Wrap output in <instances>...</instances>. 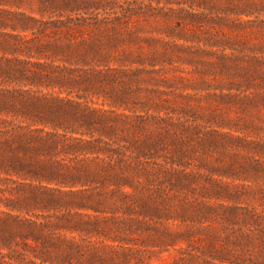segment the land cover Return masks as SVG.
Here are the masks:
<instances>
[{"label":"trees","instance_id":"16d2710c","mask_svg":"<svg viewBox=\"0 0 264 264\" xmlns=\"http://www.w3.org/2000/svg\"><path fill=\"white\" fill-rule=\"evenodd\" d=\"M40 2L42 11L79 13L43 21L0 7V28L33 32L26 39L0 31V173L21 179L0 178V264H143V249L187 250L180 244L189 245L196 224L205 234L195 264L206 254L225 264L232 252L257 262L244 251L264 252V196L250 200L247 192L240 203L241 192L186 172L177 155L188 143L184 122L125 110L131 100L160 110L180 85L222 90L264 81L252 58L256 47L264 55V33L252 44L240 34L242 15L264 11V3ZM40 84L59 93L39 94L32 86ZM90 91L123 110L105 115L111 111L84 100Z\"/></svg>","mask_w":264,"mask_h":264},{"label":"rangeland","instance_id":"374dc122","mask_svg":"<svg viewBox=\"0 0 264 264\" xmlns=\"http://www.w3.org/2000/svg\"><path fill=\"white\" fill-rule=\"evenodd\" d=\"M124 1L120 0V5ZM127 1L133 5L136 2H148L149 0ZM253 1L264 3V0ZM8 3L10 4H0V7H7L12 11L25 12L43 21H51L57 18L66 19L68 16H77L79 13L65 11L63 14H59L54 10L42 11L40 9V0H20L18 6L14 0H10ZM95 14L93 12L89 15ZM0 15L3 14L0 12ZM80 15L85 14L81 12ZM242 17L248 20L241 24L240 34L250 37L251 44L261 41V33H264V11L254 13L251 16L243 14ZM54 29L51 26L47 30L49 36L54 35ZM0 31L25 34L27 36L26 39L32 37L33 33L31 31H21L20 29L14 30L10 26L7 28L2 27ZM34 31L39 33L38 29ZM59 34L61 35V32ZM76 34L79 37V33ZM62 37H64L63 34ZM258 50L259 48L256 47V52L254 51L252 58L260 60L261 64L258 67L264 70V55ZM19 57L26 58L27 55L22 53ZM56 63L69 65L68 62L63 60H56ZM185 75L191 77L190 73H185ZM193 84L194 86L180 85L171 89L168 101L166 100V94H163L162 96L166 101L160 107V110L150 108L151 106L149 107V104H146L143 100H131L132 110L127 109L125 111L133 115H148V112L155 115H172L176 120L184 122L185 126L189 128V131L184 133V136L188 138V146L185 145L184 153L178 152L177 155L183 157L186 172H199L202 174V180L206 184H214L219 187L227 186L233 192H241V200H238L240 203L243 201L244 196L250 195V200L252 196L261 198L264 196V81L259 79L258 76L251 84L242 82L239 86L222 90L220 88L205 90L203 87L206 86L200 87L202 85L199 83ZM9 86L12 85L9 84ZM146 86L151 88L158 87L162 90L166 89L163 83L159 85L144 83L143 87ZM32 88L37 90L39 94H41L39 91L59 93L58 87H49L43 84L39 86L33 85ZM75 93H84V91L77 90ZM75 93L68 94V96L77 99ZM60 94L67 95V92ZM86 95L87 97L84 100L89 104L111 111L106 112L105 115H114L112 108L117 107L110 104L112 99L109 100L107 97L105 99L104 96L94 94L92 91L86 92ZM156 100L160 101L159 98H156ZM116 110L119 112L123 108L120 107ZM202 137H206V139ZM193 146L206 147H197L195 149ZM4 176L19 179L16 175L12 176L1 172L0 178ZM1 185L0 182V187ZM11 185H15V183L11 182ZM247 192L250 194H245ZM0 195L2 196L3 193L0 192ZM180 195H182V192H180ZM212 200L214 201V199ZM242 204H245V202ZM0 207L5 208L1 202ZM201 228L197 224L193 225L195 234L191 236L189 245L187 242L180 244L187 247L185 251L171 248L161 254H154L143 249L142 255H140L143 264H195L196 261L192 260L191 256L195 253L201 254L195 249L199 240L201 242L204 241L205 231ZM197 229L200 230L197 231ZM244 252L260 263L253 262L247 258H235L232 255L238 254L233 252L230 254L231 257L224 260V263L264 264L261 263V257H264V252H261L257 247L250 248ZM133 261L135 260H132V264H136ZM198 261L203 264H223L221 259L213 258L210 254H206L204 259L200 257Z\"/></svg>","mask_w":264,"mask_h":264}]
</instances>
